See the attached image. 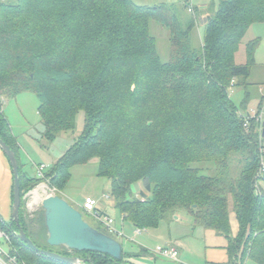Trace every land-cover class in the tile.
<instances>
[{
    "label": "trees",
    "instance_id": "trees-1",
    "mask_svg": "<svg viewBox=\"0 0 264 264\" xmlns=\"http://www.w3.org/2000/svg\"><path fill=\"white\" fill-rule=\"evenodd\" d=\"M151 21L170 30L167 63L150 35ZM255 23H264V0H220L196 49L195 14L183 24L166 4L0 0V139L16 154L19 221L37 247L93 264H136L133 260L145 255L144 249H123L117 260L98 252L51 247L45 213L32 219V225L26 219L24 198L36 185L47 181L63 192L72 167L97 159L99 175L111 180L114 207L134 227L154 229L185 212L196 226L227 238L229 264H264V193L259 185L264 179L258 177L264 119H247L230 97L235 81L251 74L258 40L246 45L245 64L237 65L235 59ZM25 92L39 100L47 141L74 130L79 110L86 116L82 134L49 173L43 170V178H31L24 171L2 111V98ZM234 154L241 155L242 164L236 177L229 170ZM208 163L215 166L212 174L205 172ZM139 182L146 192L138 198L132 186ZM231 212L239 223L236 237ZM34 225L45 226L41 238L34 236ZM102 226L93 227L116 239ZM0 231L8 237L9 249H3L17 264H63L23 243L15 222L0 218Z\"/></svg>",
    "mask_w": 264,
    "mask_h": 264
},
{
    "label": "rangeland",
    "instance_id": "rangeland-1",
    "mask_svg": "<svg viewBox=\"0 0 264 264\" xmlns=\"http://www.w3.org/2000/svg\"><path fill=\"white\" fill-rule=\"evenodd\" d=\"M132 1L137 5L149 7L166 4L172 7L173 11L177 14L183 24H186L195 14L196 27L192 33V41L193 46L196 49H199L202 45L201 39L205 32L207 18L216 12L220 0ZM189 9H192V12ZM149 32L156 40L157 51L161 61L167 63L171 58L170 30L156 21H151ZM254 40H258V43L254 54L255 62L251 68V74L247 80H243L242 78L237 79L235 81L236 86L230 89V97L240 111L244 114L250 113L252 116L257 114L261 104H263L262 102H264V23H255L251 25L247 31L239 46V50L236 53L235 60L237 65H242L247 62L246 45ZM247 92L249 94L248 96L246 95ZM39 105L40 103L37 96L31 92L21 93L14 98H4L2 101L3 114L8 120L10 132L13 137H15L19 146L21 164L24 166V171L31 178H43V176H39L37 168L41 165L45 166L44 174L51 171L54 164L67 152V150L74 144L75 140H77L82 134L86 122L85 112L79 110L76 115V125L74 130L61 133L54 141H47L44 138L45 126L43 125L38 112ZM0 150L2 151L1 148ZM262 151H264V147ZM3 154L5 155L4 152ZM240 157V154H234L230 157L229 170L232 177L238 176L241 171L242 164L240 162ZM6 158L9 162L7 156ZM196 166L201 167L202 165ZM214 167V165L212 166L209 163L205 164V172L210 174L214 173ZM261 179H264V176H262ZM259 185L264 193V180H261ZM41 186H45V191H39L40 198L54 192L56 195L65 199L74 208L78 209L83 214L85 221L92 226H95L100 222L93 216L84 212L80 206L83 205L87 197L94 199L97 201V211L100 213V221L106 223L108 219H112L113 228L117 229L122 234L115 235V237L122 244L124 251L140 248L137 241L142 239V237L138 238L135 233L133 234V225L128 220H125L120 211L114 207V201L111 197V180L99 175L97 159H93L86 164L72 167L71 178L68 180L66 189L63 192L51 187L47 181L36 185L33 188V191ZM142 191L146 192L142 182L133 184L132 194L134 197H141ZM24 199V213L26 219L31 224L32 219L42 217V214L44 215L45 212L42 208L41 202L35 204L33 209L27 207L28 200L33 199V195L31 198L26 195ZM181 213L183 215L179 220H176L175 216H173L161 223L159 232L164 235H161V237L159 236V239L154 236L148 237L150 238L149 241L151 247H156L158 244L157 241L159 240L163 243L166 240L165 235L166 232L168 233L169 229H173L175 232L180 231L181 233H184L185 230H187L186 227H183L182 223L191 217L185 212ZM176 221H181V223H177ZM122 224L124 225L123 228H125L123 232H121L122 229H120ZM43 226L44 225L31 226V230L36 238H39L42 235ZM102 228L104 229L106 227L103 225ZM150 232H153V230L143 232V234L146 237L148 234H151ZM130 233L133 235H130ZM126 237L132 238V241H127L128 239ZM0 245L5 250L9 249L6 239L3 237H0ZM133 261L136 263V260ZM244 264L256 263L251 260H246Z\"/></svg>",
    "mask_w": 264,
    "mask_h": 264
},
{
    "label": "water",
    "instance_id": "water-1",
    "mask_svg": "<svg viewBox=\"0 0 264 264\" xmlns=\"http://www.w3.org/2000/svg\"><path fill=\"white\" fill-rule=\"evenodd\" d=\"M0 148L8 157L13 171L12 221L15 222L19 228L17 233L19 239L37 254L46 256L63 264H93L90 259H84L77 256H64L56 252L41 249L27 236L19 221L21 210V186L17 157L11 147L2 139H0ZM41 204L45 212L47 244L49 246L63 247L77 252H98L107 254L117 260L122 258V244L114 237L91 226L85 221L83 214L70 205L65 199L58 195H49L41 201Z\"/></svg>",
    "mask_w": 264,
    "mask_h": 264
},
{
    "label": "crops",
    "instance_id": "crops-1",
    "mask_svg": "<svg viewBox=\"0 0 264 264\" xmlns=\"http://www.w3.org/2000/svg\"><path fill=\"white\" fill-rule=\"evenodd\" d=\"M13 185L14 177L11 164L7 161L6 156L0 150V218L5 222L12 221ZM182 215V213H178L175 215V219L179 220ZM190 219L188 218L182 223L183 227L187 228L184 233H181L180 231L175 232L173 229H169L168 233L166 232L165 235L166 240L163 243H161L160 240L157 241L158 244L156 247H176L179 251L178 261L163 258L153 252L156 247H151L149 241L150 238L148 237L154 236L159 239V236L161 237V235H164L159 232L161 224L154 229L144 228L140 234H136V230L139 228L133 226V234L135 233L138 238L142 237V239L137 241L140 248L130 249L128 252L137 253L143 249L147 251L145 255L136 260V264H229V243L227 238L220 235L215 230L196 226L193 219ZM98 221L106 227L104 223L100 220ZM177 223H181V221H178ZM230 224L232 235L236 237L239 232V223L234 212L230 213ZM123 227L124 225L122 224L120 227V229H122L121 232L125 230ZM149 230H153V232H150L151 234L147 233L148 235L145 234L147 235L145 237L143 232H149ZM133 234L130 233V235ZM0 237H3L1 231ZM126 238L128 239L127 241H132V238Z\"/></svg>",
    "mask_w": 264,
    "mask_h": 264
},
{
    "label": "built area",
    "instance_id": "built-area-1",
    "mask_svg": "<svg viewBox=\"0 0 264 264\" xmlns=\"http://www.w3.org/2000/svg\"><path fill=\"white\" fill-rule=\"evenodd\" d=\"M191 10V9H189ZM4 100V98H2V101ZM245 117L248 118H257L260 121H263L264 119V105L262 107L261 112L258 114H254L253 116L249 113V114H245ZM245 126H247V123L245 124ZM264 153V151H263ZM38 168V173L39 176H43V170L45 169V166L41 165ZM264 176V161L262 160L261 166L259 168L258 171V177H262ZM35 191V190H34ZM33 190H31V192H29L27 194V197L31 198V196L33 195L34 197V192ZM49 195H56L54 192L52 194H47V196ZM45 196V197H47ZM41 198L40 202L45 198ZM33 199H29L28 203H27V207L29 209H33L34 205L31 204ZM82 209L84 212L88 213L89 215L93 216L94 218H96L97 220H100V213H98L97 211V201H95L94 199L87 197L82 205ZM106 225V228L108 230V232L110 234L113 235H122L117 229L113 228V220L112 219H108L106 223H104ZM142 232V229H137L136 230V234H140ZM2 236L6 239H8V237L2 233ZM156 255H159L163 258L169 259V260H173V261H178L179 260V251L176 247L174 246H167V247H163V246H158L154 249L153 251ZM5 255L7 257V260H4L2 257ZM0 264H17L16 259L14 257H10L5 250L0 246Z\"/></svg>",
    "mask_w": 264,
    "mask_h": 264
},
{
    "label": "bare ground",
    "instance_id": "bare-ground-1",
    "mask_svg": "<svg viewBox=\"0 0 264 264\" xmlns=\"http://www.w3.org/2000/svg\"><path fill=\"white\" fill-rule=\"evenodd\" d=\"M42 190V191H45V186H41L40 188H37L35 191H34V197H33V200L31 202V204H37L40 202L41 198L39 196V191Z\"/></svg>",
    "mask_w": 264,
    "mask_h": 264
}]
</instances>
